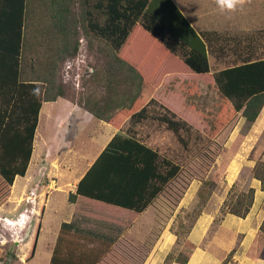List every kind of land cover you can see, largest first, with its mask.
I'll use <instances>...</instances> for the list:
<instances>
[{
	"label": "trees",
	"instance_id": "obj_1",
	"mask_svg": "<svg viewBox=\"0 0 264 264\" xmlns=\"http://www.w3.org/2000/svg\"><path fill=\"white\" fill-rule=\"evenodd\" d=\"M79 1L84 33L89 32L91 36L107 42L118 63L136 70L134 64L119 52L124 44H131L140 28L158 36L168 49L183 56L185 75L174 77L178 81L167 77L163 83L164 90L153 94V98L173 115L182 116L186 121H190V117L200 119L208 126V134L212 137L237 113L248 124L257 119L264 105V57H258L254 43L264 39V30L242 35L214 29L195 31L171 0H166L165 5L157 0ZM71 5L72 0H0V178L8 188L17 176L26 173L42 103L59 97L73 101L69 89L55 80L53 71L45 67L41 75L35 67L24 68L25 63H35L32 55L27 57V51L36 50L40 26L57 30L64 39L76 31L77 20L73 17ZM172 11L180 19V24L174 20ZM232 42L238 48L245 43V51L238 52L232 63L212 70L208 56L214 54L215 49L222 56H229ZM77 50V43L67 46L66 57L76 56ZM138 80L130 92L135 96L137 91L139 96L130 98L127 106L113 115L104 114V108L95 102L84 106L117 129L67 198L69 203L104 209L100 213L80 211L95 219H114L122 223V218L114 217L122 215L130 218L128 221L134 220L180 171L177 162L120 128L121 123L140 109L162 83ZM252 174L264 190V161H256ZM200 190H206L203 204L213 189L203 187ZM253 197L254 189L251 187L246 191L230 189L223 202L225 212L245 217ZM259 232L260 240L264 239V218ZM174 235L177 245L179 235ZM185 244L190 251L184 254L183 250H177V256L172 255V251L167 254L166 261L186 264L194 244L189 240H185ZM62 247L56 242L50 264H80L77 259L63 258Z\"/></svg>",
	"mask_w": 264,
	"mask_h": 264
},
{
	"label": "rangeland",
	"instance_id": "obj_2",
	"mask_svg": "<svg viewBox=\"0 0 264 264\" xmlns=\"http://www.w3.org/2000/svg\"><path fill=\"white\" fill-rule=\"evenodd\" d=\"M174 1L180 9L184 7V0ZM207 1L208 5L217 8L213 0ZM197 2L194 0L192 3V9L195 11L198 9ZM71 7L73 17L77 20L78 33L75 31L64 39L57 30L40 26L36 50L27 51V57L29 54L32 55L35 63H25L24 68L28 70L35 67L36 72L42 75L47 67L55 73V80L61 81L69 89L73 99V101L68 99L69 101L82 106L97 101L98 106L104 108V114L113 115L115 110H121L129 103L132 93L128 91L136 84V80L128 77L116 78L111 76L112 74L106 76L108 79L101 80L94 66L104 60L112 68L119 67L120 64L115 60L116 54L110 47L109 51L104 50V53L109 55L103 56L100 51L102 45L109 44L91 36L89 32L84 33L79 0H72ZM42 25L50 27L47 23ZM149 40L152 39L144 38L143 42L149 45ZM263 41L264 39H261L254 43L258 57H264ZM73 43L78 45L77 54L74 57H66V47H72ZM212 55L214 54H211L210 59L213 64ZM92 69L94 71L90 72ZM114 94H118L119 97L112 100L113 103L109 105L112 110L109 111L105 107L107 98L104 96ZM104 100L105 103L102 104ZM60 103L64 105L65 101L61 100ZM149 105V108L153 109L152 118L155 115L167 114L170 117L174 116V120L179 122L176 131H166L167 129L162 127V122L150 117L148 127L141 124L143 132L148 128L151 143L156 144L157 141L158 146L155 147L157 152L180 165L178 175L164 187L153 202L132 221H128L130 218L126 216L113 215L118 219L122 218L124 225L115 227L109 222L108 224L104 221L92 222L93 234L90 238L94 240H87L90 244L88 248L85 247V243L78 245L73 240L75 236L67 237L56 223L66 215L64 209H68L64 196L51 191L46 201L45 195L39 192L40 189L36 190L38 179L34 183L29 181L32 172L35 171L38 176L35 162L45 153L44 142L51 133V130L43 134H39L38 131L26 174L17 176L13 187L9 188L0 178V264H5L8 260V264H28L29 261V264H48L56 242L60 246L65 244L68 247H75L73 253L61 255L65 259H77L81 261L80 264H97L100 261L102 262L98 264H171L172 261L168 262L165 259L168 253L173 251L172 255L177 256V250H183L184 254L190 251L185 240L196 219H200L204 224L203 228H207L197 245L218 254L221 258L226 257L222 264H235L232 255L235 253L239 238L233 242L234 235L224 226L227 223L225 221L227 213L223 202L230 189L239 191L246 189L250 184V168L246 166L244 158L253 161L264 159V131H257L254 139L249 138L252 124H248L241 114L237 113L215 137H212L208 134V126L200 119L190 117V121H186L181 118L182 116L173 115L161 103L152 101ZM53 106L54 104L49 102L45 103L43 108ZM186 114L191 116L189 112ZM41 182H44L42 178ZM203 187L213 189L207 204H202L206 191L200 190ZM12 193L17 194L18 198L15 199ZM27 204H30V207L26 206ZM43 205L45 207L42 215ZM84 207L90 213H100L104 210L96 206ZM230 217L234 218L232 215ZM40 220L43 230L34 246ZM98 224L103 226L96 227ZM31 227L33 230L30 231ZM66 228L67 226L64 230ZM57 231L58 233L61 231L58 234L60 236H57ZM174 233L179 235L177 245L173 244ZM113 243L119 251L112 252L116 251L115 248L104 251ZM255 247H259V243H256ZM228 252H231L230 255Z\"/></svg>",
	"mask_w": 264,
	"mask_h": 264
},
{
	"label": "crops",
	"instance_id": "obj_3",
	"mask_svg": "<svg viewBox=\"0 0 264 264\" xmlns=\"http://www.w3.org/2000/svg\"><path fill=\"white\" fill-rule=\"evenodd\" d=\"M157 1L162 5L167 3L166 0ZM197 1L198 9L195 11L192 9V3L194 0H184L183 9H180L174 0H171L183 18L195 31L214 29L218 31L230 32L232 35H242L248 32H253L256 29L264 30V0H246L244 7L242 9L237 8L235 11H221L220 9L208 5L207 0ZM172 13L174 20L176 19L177 23L180 24V19L177 18V15L173 11ZM212 19H214V21H212ZM144 38L152 39L148 41V43H150L149 45H146L143 42ZM262 45L264 49V41L262 42ZM96 47L98 49V46ZM217 48H219V46H217ZM109 49V45H102V49L98 50H100L103 56H105L109 54L104 53V50L109 51ZM242 49L245 51V43H242L238 48L234 46L233 42L231 44L229 56H222L219 53V50L215 49V53L212 55L213 64L210 59L211 54L208 56L211 69L218 70L223 68L226 63H232L236 59L238 52ZM119 53L125 59L132 62L136 70H132V67H129L124 63H119V67L112 68L109 64L105 63L104 60H102L99 65L94 66L97 75H100L102 81L108 79L106 76L112 74L111 76L116 78L128 77L133 81H139L138 79H142V82H162L154 90L146 103L134 114L128 116L120 127L123 132L136 138L144 145L156 150L155 147L158 146L157 141L156 144L151 143L152 138L148 135V128L146 131L144 130L145 132H143L141 124L144 126L147 125L148 127L151 122L148 118L150 117L158 122H162V127H165L167 129L166 131H176V125H179V122L174 120V116L172 115L173 117H170L167 114H162L155 115V117L152 118L151 114L153 109L149 108V104L152 101L156 103L158 102L153 98V94L156 91L164 90L163 83L168 80L167 77L171 76L174 78L185 75L184 72L186 65L183 62V56L177 51L168 49L165 42L161 41L158 36L151 32L144 31V29L141 28L137 29L136 36L133 38L131 44H124ZM212 65L215 68H213ZM89 71L93 72L94 70L92 69ZM175 80L177 79L174 78L172 81ZM137 96H139L137 91H135V96L130 94L131 98H136ZM118 97V94L110 95L109 97L104 96V98H107V105L110 106L113 103L112 100L118 99ZM61 100L65 101L64 105L60 103ZM49 102L53 103L54 106L44 109V104ZM94 102L95 104L97 103V101ZM103 103H105V100L104 102L102 101V104ZM110 106H107V110L109 111L112 110ZM119 110L120 109L115 110V113ZM149 111L151 112L149 113ZM172 125H174V128ZM251 129L252 132L249 133L248 136L251 139L255 138L257 131H264V105L257 119L252 123ZM49 130H51V133L44 142L45 153L42 157L39 156V160L35 162V166L38 170V176H36L37 174L35 171L32 172V177L29 181L34 183L36 179H38L36 182V186H38V188H36V190L38 191V189H40L39 192H42L45 195L46 201L48 199L49 192L51 191L60 193L64 196L68 203L66 206L68 209H64L66 215L63 213V218L56 221L57 226L61 227V231L63 229L65 232L64 234H66L67 237L69 235L77 237H74L73 240L78 245L85 243V247L88 248L90 244L87 243V240H94L93 238H90V235L93 234L92 222L104 221L106 224L109 222V224H112L115 227L121 224L124 225V223H120V221H116L114 219H95L90 217L80 212L87 210L84 206H81L78 202L69 203L67 198L70 192L75 191L77 182L97 158L106 144L110 141L117 129L105 120L94 116L92 112L81 104L59 97L56 100L42 103L38 115V123L34 138L38 131H40L39 134H43ZM32 155L30 160L32 159ZM244 160L247 164L246 166L250 168V184L246 187V189L239 191H246L250 187L253 188V203L249 212L243 218L227 213V217L225 218L227 223L224 226L232 235H234L233 242H235L236 238H239L235 253L232 255V260L235 264H264V239L260 240L259 238V226L264 218V190L260 188V181L254 178L252 174V168L254 167L256 161H264V159H255L253 161L244 158ZM39 171L41 172L40 175ZM46 177L48 179H46ZM41 178L44 182H41ZM13 184L11 187H13ZM23 186L26 187V185ZM12 196H14L15 199L18 198L17 194L14 195V193H12ZM210 198L207 200L206 204L210 201ZM26 206L30 207V204H27ZM44 207L45 206L43 205L41 209L42 215ZM230 215L234 216V218L230 217ZM202 223L203 222H201L200 219H196L188 233L187 240L194 244V247L191 249V253L186 264H222L226 257L221 258L218 254H214L211 251L197 245L199 239L201 241L207 230V228H203L204 224ZM63 225L67 226L68 229L66 228V230H64V227H62ZM97 226L101 227L103 224H98L96 227ZM42 230L40 220L36 231L37 237L35 236L34 239L35 244L37 243ZM58 232L59 231H57V236H60L58 235L60 234ZM256 243H259V247H255ZM173 244H176V237L173 240ZM112 248L116 249V251L112 252L116 253L119 251L117 247L114 246V243L104 249V251H107V249L111 250ZM74 250L75 247H68L65 244L62 247V253L64 254L68 252L72 253ZM77 250L78 249L76 248V251ZM33 254H31L32 257ZM102 259H104V257ZM48 264H50V262Z\"/></svg>",
	"mask_w": 264,
	"mask_h": 264
},
{
	"label": "clouds",
	"instance_id": "obj_4",
	"mask_svg": "<svg viewBox=\"0 0 264 264\" xmlns=\"http://www.w3.org/2000/svg\"><path fill=\"white\" fill-rule=\"evenodd\" d=\"M213 2L221 11H235L237 8H242L246 0H213Z\"/></svg>",
	"mask_w": 264,
	"mask_h": 264
},
{
	"label": "water",
	"instance_id": "obj_5",
	"mask_svg": "<svg viewBox=\"0 0 264 264\" xmlns=\"http://www.w3.org/2000/svg\"><path fill=\"white\" fill-rule=\"evenodd\" d=\"M31 229H32V227L30 228V231H31ZM30 231H29V233H30ZM29 233H28V235H29ZM15 243L18 244V242H15ZM8 262H9V260H8ZM8 262H6L5 264H8Z\"/></svg>",
	"mask_w": 264,
	"mask_h": 264
}]
</instances>
